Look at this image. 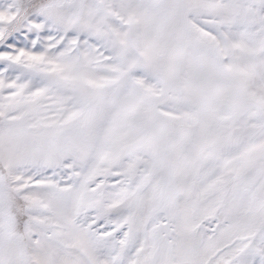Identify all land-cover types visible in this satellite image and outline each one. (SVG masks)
Wrapping results in <instances>:
<instances>
[{"label":"snow or ice","instance_id":"snow-or-ice-1","mask_svg":"<svg viewBox=\"0 0 264 264\" xmlns=\"http://www.w3.org/2000/svg\"><path fill=\"white\" fill-rule=\"evenodd\" d=\"M0 264H264V0H0Z\"/></svg>","mask_w":264,"mask_h":264}]
</instances>
